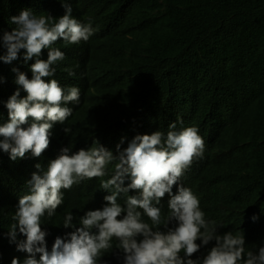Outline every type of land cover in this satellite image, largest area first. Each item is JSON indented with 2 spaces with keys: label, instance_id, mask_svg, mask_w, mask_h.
Listing matches in <instances>:
<instances>
[{
  "label": "trees",
  "instance_id": "1",
  "mask_svg": "<svg viewBox=\"0 0 264 264\" xmlns=\"http://www.w3.org/2000/svg\"><path fill=\"white\" fill-rule=\"evenodd\" d=\"M69 2L73 17L81 23L90 20L95 31L76 61L69 59L73 44L58 39L52 45L64 53V59L53 65L52 78L65 91L78 87L80 99L68 105L73 111L64 123L53 124L49 147L40 157L28 152L12 160L0 149V264H12L14 257L23 264L28 255L10 242L13 216L32 173L43 174L62 148L69 147L73 154L98 142L115 154L121 138H126L123 149L137 134L159 130L166 136L173 122L178 130L197 128L205 143L203 156L194 159L180 178L199 199L205 219L215 221L220 234L244 235L246 252L264 246V0ZM23 9L55 18L65 12L61 0H0V38L15 27L10 18ZM24 51L11 63L0 60V125L8 122L9 97L18 88L21 98L26 96L13 71L31 79L35 61L25 62ZM47 53L43 49L41 58L46 60ZM5 54L0 43V56ZM31 122L29 118L23 127ZM114 164L106 166L105 176L62 190L63 203L55 214L41 218L49 251L56 237L74 230L64 227L66 214L71 213V224L79 227V219L89 210L69 209L100 191ZM176 190L174 185L173 194ZM131 192L122 195L126 199ZM169 198L165 194L158 205L162 216L168 213ZM103 199L101 194L99 206L90 210L102 209ZM143 219L151 224L146 216ZM23 239L17 229V241ZM112 244L98 264H123L115 238ZM214 244L202 245L191 258H202Z\"/></svg>",
  "mask_w": 264,
  "mask_h": 264
},
{
  "label": "clouds",
  "instance_id": "2",
  "mask_svg": "<svg viewBox=\"0 0 264 264\" xmlns=\"http://www.w3.org/2000/svg\"><path fill=\"white\" fill-rule=\"evenodd\" d=\"M61 4L65 12L58 18L36 15L31 9L21 10L10 18L15 27L0 38L6 49V54L0 56L3 62L18 59L22 49L25 62L35 61L30 66L31 79L13 68L15 83L26 96L21 98L18 88L9 97L8 122L0 125V149L9 153L12 160L23 158L28 152L40 157L49 147L53 124L64 123L73 111L68 105L77 104L80 99L78 87L65 91L52 78L56 71L53 65L64 59V53L52 45L58 39L73 44L69 59L76 61L84 55L85 41L95 29L90 20L81 23L73 17L69 0H61ZM43 49H48L46 60L41 58ZM65 71L69 76L75 75L71 69ZM29 118L32 122L23 127ZM69 131L65 128L66 133ZM125 139L121 138L116 145L115 154L98 142L73 154L69 147H64L43 174L32 173L27 193L19 198L13 216L15 223L8 234L10 242H16L17 251L28 254L23 264H98L102 254L113 248L114 238L118 241L116 247L123 253V264H264V246L256 252H246L244 235H234L232 231L218 233L216 222L205 219L197 196L180 183L193 160L203 156L205 143L197 128L178 130L173 122L166 136L159 130L137 134L122 149ZM113 162L114 172L111 178L101 181L100 191L69 209L89 210L79 219V227L71 224L72 214H66L63 225L74 230L64 238L56 237L49 251L41 218L55 214L63 203L62 190H70L85 179L105 176L106 166ZM36 167L39 169L40 165ZM126 180L130 182L124 186ZM129 190L131 196L125 199L122 194ZM101 194L103 208L90 210L99 206ZM165 194L170 197L168 213L162 216L158 205ZM144 216L151 224L144 221ZM17 229L26 239L17 241ZM211 241L215 244L206 255L191 258ZM12 264H20L19 258L14 257Z\"/></svg>",
  "mask_w": 264,
  "mask_h": 264
}]
</instances>
